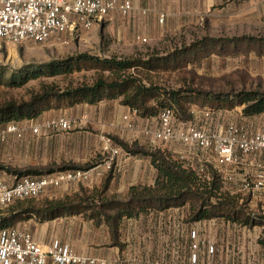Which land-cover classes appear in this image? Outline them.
Segmentation results:
<instances>
[{
	"label": "rangeland",
	"instance_id": "1",
	"mask_svg": "<svg viewBox=\"0 0 264 264\" xmlns=\"http://www.w3.org/2000/svg\"><path fill=\"white\" fill-rule=\"evenodd\" d=\"M135 1L138 5L135 8L141 15L138 16V21L143 23V28L129 44L118 40L117 30L99 26L92 31L95 25L78 35H64L61 39L54 38L44 44L25 42L14 45L0 42V103L8 100L28 101L34 93L47 85L65 90L68 87L92 84L100 77L110 80L113 75L102 64L95 60H81L75 63L71 72L54 77L43 76L30 80L24 86H15L20 76H26L27 72L35 71L38 66L68 58L77 59L82 54L100 60L113 57L142 60L143 64L135 70L131 69V72L147 86L154 88L146 99L149 105L155 107L169 98L168 93L174 92L180 94L179 100L183 108L192 105L191 109H198L201 108L200 105L223 104L242 111L244 106L238 103L240 94L264 93V43L243 39L264 40V0ZM200 91L225 98L226 102H218L212 98L205 100L195 94ZM122 99L123 97L106 99L93 104V125L88 123L79 126L80 118H70L72 128L75 129L73 133L92 134L89 144L78 146L76 154L73 153L72 141L65 138L50 141L30 137L27 141L10 139L0 144V172L34 176L38 172H51L65 166L92 168L108 157L105 138L110 137L118 146L121 142L130 145L138 142V133L124 128L123 118L122 121L114 118L116 109L125 106L121 103ZM76 105L72 106L67 101L54 102L46 111L69 109ZM222 111L231 114L233 110ZM243 122H247L248 127L254 131L264 130V113ZM156 123L157 121L143 129L154 128ZM124 133L131 136L124 137ZM148 142L149 140L144 144L147 149L167 151L166 144L149 147ZM193 151L200 154V150ZM77 156H81L84 161L75 160ZM110 173H113V169L101 178L99 187L78 185L75 190H69L63 195L82 205L71 214L57 218L70 219L68 234L77 239L79 244L81 238L83 242L92 238L93 243L105 247L108 231L112 241L105 219L93 214L90 209L91 203L98 204L100 200H107L112 196L108 192L101 193ZM226 187L246 203L248 212L254 216H264V198L238 191L231 184ZM117 197L121 200L127 198L126 195ZM44 200L39 197L35 201L41 203ZM18 202L0 209V214L8 215ZM25 220L26 217H22L11 229H17Z\"/></svg>",
	"mask_w": 264,
	"mask_h": 264
},
{
	"label": "built area",
	"instance_id": "2",
	"mask_svg": "<svg viewBox=\"0 0 264 264\" xmlns=\"http://www.w3.org/2000/svg\"><path fill=\"white\" fill-rule=\"evenodd\" d=\"M133 9L129 0L121 3L118 0H0V42L14 45L25 42L44 44L54 38L61 39L66 34L73 36L90 30L112 11L128 16ZM132 114L139 116L137 110H131ZM235 114L247 118L238 108L227 114L222 110L201 107L191 109L188 120H179L174 111L167 108L156 118V126L143 129L142 133L149 140V147L174 143L189 150L214 153L216 162L211 167L222 176L225 186L231 184L238 191L264 198V130H252L247 122L235 119ZM123 122L124 127L130 131L137 129L130 115H125ZM42 128L68 131L72 129V120L58 117L42 125H34L32 122L0 124V144L11 135L22 138L27 130L39 134ZM104 142L108 157L92 168L68 169L38 177L23 176L16 178L12 184L0 179V209L16 201L37 199L48 188H58L66 183L80 184L93 177L103 178L124 154L122 148L115 145L110 137L105 138ZM195 170L205 174L208 167L202 166ZM195 238L196 234L192 232V239ZM196 247L192 245L193 249ZM209 251L213 253L214 248L210 247ZM196 259L197 256L193 254L192 260L195 262ZM0 264L107 262L79 254L68 245L58 242L44 249L30 233L8 229L0 233Z\"/></svg>",
	"mask_w": 264,
	"mask_h": 264
},
{
	"label": "trees",
	"instance_id": "3",
	"mask_svg": "<svg viewBox=\"0 0 264 264\" xmlns=\"http://www.w3.org/2000/svg\"><path fill=\"white\" fill-rule=\"evenodd\" d=\"M245 41L264 43L262 39L243 38ZM95 60L112 73L110 80L98 78L92 84H82L76 87H68L65 90L55 85L43 86L42 90L34 93L30 100L18 102L8 100L0 103V124L11 122L20 123L25 120L38 118L49 109L52 103L69 102L70 105L81 103L97 104L103 100H113L123 97L121 103L132 110H137L143 119L157 118L159 114L170 108L179 120L190 118L191 106L183 108L180 103L179 93H168L169 98L161 102L159 106H151L147 102L154 88L147 86L143 81L131 72L143 64L142 60L133 58L113 57L100 60L82 54L77 59L68 58L60 62H51L36 67L35 71L27 72L26 76H20L15 86L21 87L30 80L43 76L54 77L73 71L77 61ZM23 75V74H22ZM18 76V77H19ZM205 100L210 98L218 102H226L225 98L215 96L210 92H195ZM238 103L244 106L242 115L252 119L254 116L264 113V93L248 92L240 94ZM212 110H234L232 106L200 105ZM122 149L128 155H142L150 157L153 166L157 169V179L153 187L133 186L129 189L127 198L119 199L111 196L107 200H100L98 204L91 203L93 214L104 218L111 231L114 246L123 248L120 244V225L124 218H134L148 211H165L171 208H187L190 222L203 220L223 219L226 222L235 223L244 227H263L264 216H254L247 211L245 202L233 194L224 184L222 176L211 166L207 173L200 174L191 166L171 153L161 149H147L135 142L133 144L120 143ZM91 168V167H90ZM85 169L79 166H65L61 170ZM89 169V168H87ZM28 173V172H27ZM24 175V174H21ZM110 176L103 184L101 193L106 194L110 183ZM245 203V204H244ZM80 202L70 197L57 200H44L37 202L35 199L21 200L13 207L8 215L0 214V232L11 229L22 217L36 216L41 221L54 220L73 210L80 208ZM89 207V206H88ZM264 244L263 237L260 241Z\"/></svg>",
	"mask_w": 264,
	"mask_h": 264
},
{
	"label": "crops",
	"instance_id": "4",
	"mask_svg": "<svg viewBox=\"0 0 264 264\" xmlns=\"http://www.w3.org/2000/svg\"><path fill=\"white\" fill-rule=\"evenodd\" d=\"M122 1L124 0H118L120 3ZM131 1L134 9L127 16L129 18L122 16L118 11H112L101 23L95 24L92 31L98 29L99 26H105L108 30H117L118 40L124 44L132 42L136 33L143 28V23L138 21L140 20L138 16L141 15L136 9L138 6L136 1ZM143 20L144 18L141 21ZM143 36L146 35L143 34ZM94 108V105L80 104L69 109L50 110L43 112L36 119L20 123L32 122L34 125H42L45 121L58 117L69 119L76 117L80 118L79 126L88 123L93 125L92 123L95 122ZM113 115L114 118L121 119V121L125 115H130L131 120L136 124L135 131L138 133V144L141 146H144L145 141L147 142V138L142 134L143 128L152 126L157 121L156 118L143 119L140 116L131 115V109L127 106L119 107ZM234 118L242 121L249 120L240 118L236 114ZM122 124H124L123 121ZM73 129L57 132L42 128L39 134L27 130L22 138L11 135L6 142L10 139L27 141L30 137L45 138L50 141L65 138L72 141L73 153L76 154L78 146L89 144V137L92 134L90 132L73 133L75 130ZM130 136V134L124 133V137ZM166 146L167 151L173 157L182 159L194 169L202 166H215L216 156L214 153L200 150V154H198L193 149L189 150L174 143L166 144ZM75 160L84 161L81 156H77ZM196 165L198 166L196 167ZM57 171L64 170L38 172L34 176L0 172V179L12 184L16 178L38 177ZM110 177L108 194L124 197L133 186L153 187L157 179V169L153 166L150 157L128 155L124 151V155L117 159ZM101 182L102 179L93 177L80 184L66 183L58 188L46 189L40 197L45 200H57L64 198V193H68L67 191L72 189L75 190L78 185L99 187ZM188 214L187 208H171L165 211H148L134 218H125L121 224L119 238L123 248L113 245L108 234L109 231L106 232V230L107 246L99 247L98 244L93 243L92 238L84 242L81 238L79 244L77 239L71 238L68 234L70 219L67 218L41 221L32 215L17 229L30 233L44 249L59 241L69 245L79 254L99 258L106 261L107 264H264V244L260 242L263 237V227H244L223 219L190 222ZM192 232L196 234L195 239H192ZM193 244L197 245L196 249L192 248ZM210 247L214 248L213 253H210ZM193 254L197 256L195 262L192 260Z\"/></svg>",
	"mask_w": 264,
	"mask_h": 264
}]
</instances>
